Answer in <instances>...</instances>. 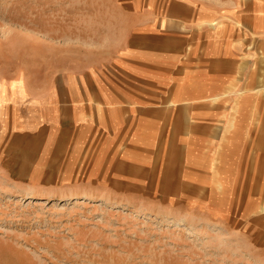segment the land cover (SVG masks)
Here are the masks:
<instances>
[{
  "label": "crops",
  "instance_id": "obj_1",
  "mask_svg": "<svg viewBox=\"0 0 264 264\" xmlns=\"http://www.w3.org/2000/svg\"><path fill=\"white\" fill-rule=\"evenodd\" d=\"M107 2L121 34L110 60L0 61V173L87 187L71 193H199L229 168L227 147L264 145L262 11Z\"/></svg>",
  "mask_w": 264,
  "mask_h": 264
},
{
  "label": "rangeland",
  "instance_id": "obj_2",
  "mask_svg": "<svg viewBox=\"0 0 264 264\" xmlns=\"http://www.w3.org/2000/svg\"><path fill=\"white\" fill-rule=\"evenodd\" d=\"M213 1L264 19V0ZM109 4L0 0V61L63 70L72 58L110 60L121 34ZM227 149L229 168L199 193H71L87 187L0 173V264H264V145Z\"/></svg>",
  "mask_w": 264,
  "mask_h": 264
}]
</instances>
